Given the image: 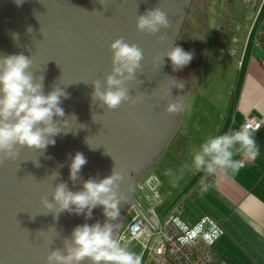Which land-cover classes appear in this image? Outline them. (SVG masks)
Returning a JSON list of instances; mask_svg holds the SVG:
<instances>
[{"label": "water", "instance_id": "1", "mask_svg": "<svg viewBox=\"0 0 264 264\" xmlns=\"http://www.w3.org/2000/svg\"><path fill=\"white\" fill-rule=\"evenodd\" d=\"M195 1L0 0V56H28L34 79L39 82L43 76L45 94L54 85L68 94L67 99L61 98L64 117H54L61 128L52 137L54 145L45 150L22 147L15 159L0 158V264H46L51 251H65L77 225L111 224L115 239L132 205L148 218L133 192L175 137L184 107L179 114H169V102L183 97L184 104L193 83L173 71L166 57L163 61L157 57L176 46L184 22L196 9L207 13L205 25L214 33L217 14L225 8V0H210L206 9L194 5ZM258 1L253 2V12ZM229 4L228 14L233 17L234 0ZM157 7L167 15L169 27L156 35L139 32L137 16ZM198 32L201 35L203 30ZM120 37L143 50L140 69L126 85L129 95L140 99L109 110L92 100L91 82L99 79L103 84L110 74L109 45ZM181 82L184 87L178 88ZM77 152L87 163L74 184L69 180V164ZM113 171L122 177L114 189L119 200V216L114 220L104 215L102 205L93 208L91 218L86 219L84 214L67 211L57 218L55 208L50 211L42 203L45 198L52 200L53 187L60 182H66L71 191H80L89 178L99 182ZM54 172L59 175L55 177Z\"/></svg>", "mask_w": 264, "mask_h": 264}, {"label": "clouds", "instance_id": "2", "mask_svg": "<svg viewBox=\"0 0 264 264\" xmlns=\"http://www.w3.org/2000/svg\"><path fill=\"white\" fill-rule=\"evenodd\" d=\"M22 0H17L21 3ZM139 32L156 35L161 29L169 27V19L159 7L145 11L137 16ZM28 31H32L29 27ZM17 38L14 34V39ZM163 39V37H158ZM112 68L104 77L103 84L99 79L91 82L92 100H98L109 110H114L122 103L136 104L140 97H131L127 83L135 79L144 58L143 50L135 43H128L123 37L115 39L110 45ZM167 58L173 71L182 70L192 60V53L180 46L171 47L157 59ZM31 58L23 54L0 56V158L15 159L20 148L28 147L45 150L48 145L55 144L52 137L58 135L61 128L54 117H64L60 104L61 98L67 99L68 94L61 88L53 86L44 93L43 76L39 82L30 71ZM183 88V82L177 84ZM184 107L183 97L170 101L166 112L179 114ZM259 148L254 138V130L250 125H242L238 130L209 137L192 157V169L215 174L218 170L231 171L233 174L243 167V160L235 159L242 156L254 160ZM86 157L77 152L71 157L69 164V180L74 184L79 173L86 165ZM39 167V162H36ZM55 177L59 175L54 172ZM122 179L117 171L97 182L89 178L83 183L80 191H71L66 182L53 187L52 200L43 199L42 203L48 210L55 208L56 217L67 211L76 215L84 214L91 218L92 209L97 205L104 207V215L109 219L119 216V200L114 189ZM210 242V241H209ZM141 264V255L122 246L113 238V226L105 223L93 225H77L71 233V242L65 243V251L53 250L46 258V264Z\"/></svg>", "mask_w": 264, "mask_h": 264}, {"label": "crops", "instance_id": "3", "mask_svg": "<svg viewBox=\"0 0 264 264\" xmlns=\"http://www.w3.org/2000/svg\"><path fill=\"white\" fill-rule=\"evenodd\" d=\"M243 1L242 8H237L235 14L240 16L238 27L229 33V27L224 26L225 37L233 36L230 38L232 43H238L232 50V55L238 56V81L232 88L231 106L216 111L215 121L220 122L218 135H222L238 130L248 116L259 117L261 125L254 130L259 153L235 174L224 170L215 174L197 171L188 184L192 188H184L176 194L171 192L170 203L182 204L189 212L185 217L183 215L188 223L203 216L219 223L223 233L212 249L224 264H264V0L258 1L255 12L252 11L254 0ZM245 21L248 25L243 30ZM260 32L261 46L255 43ZM234 158L247 160L242 156ZM158 193L162 203L164 192L158 190ZM183 196L191 206L184 204Z\"/></svg>", "mask_w": 264, "mask_h": 264}, {"label": "rangeland", "instance_id": "4", "mask_svg": "<svg viewBox=\"0 0 264 264\" xmlns=\"http://www.w3.org/2000/svg\"><path fill=\"white\" fill-rule=\"evenodd\" d=\"M243 2V0L234 1L233 14H236L237 8H242ZM231 20L230 18L228 25L225 23L229 27L227 30L229 33H232L238 27V21L235 23ZM247 23L245 21L243 30L247 29ZM250 30L251 28L245 31L244 37L247 36ZM230 38L232 39L233 36L230 37L229 35L228 39L224 36V40L216 43V40L213 39V33L209 32L208 40L204 44L201 53H199L194 71L197 76L193 78L192 86L187 93L183 114L175 132V137L163 149L147 171L148 174L153 173L159 178V184L157 189L156 186L153 188V193H156V190L164 192L163 202L160 205L153 206L162 225L174 205L177 204L170 203L171 192L176 194L184 188H186L185 190L192 188L191 185L188 186L190 178L193 174H198L191 166L194 153L199 151L200 145L206 139L218 136L220 122L215 121L217 119L216 111L226 110L232 104V88L238 81V56L236 54L232 55V50L233 46L237 47L238 43H232ZM207 112L209 115H207ZM210 119L212 121H209ZM136 197L141 206L149 208L150 204L146 203L138 190H136ZM181 199L188 207L191 206L185 196ZM183 212L184 217L189 214L186 209H183ZM134 215L133 209L127 211L119 223L117 234L124 237V241L120 242L122 246L129 248L138 255H141L143 251L144 258L141 260V264H144L147 258L146 247L153 245L154 237L148 241L145 236L139 237L137 240L130 239L131 234H129L130 231L128 232V226ZM152 264H154L153 261Z\"/></svg>", "mask_w": 264, "mask_h": 264}, {"label": "built area", "instance_id": "5", "mask_svg": "<svg viewBox=\"0 0 264 264\" xmlns=\"http://www.w3.org/2000/svg\"><path fill=\"white\" fill-rule=\"evenodd\" d=\"M255 43L262 45L261 32L255 39ZM264 64V59L262 61ZM243 125H250L253 130H257L260 125V119L255 116H248ZM243 160V165L245 162ZM159 184V179L153 173H146L137 183L136 190L145 199L149 208L141 206L148 218L136 207L131 206L135 215L128 232L130 239H136L145 236L147 241L153 239V245L146 247L147 258L144 264H224L213 252L212 246L215 240L223 233L219 223L209 216H203L193 223H188L183 219V206L177 203L171 212L165 218L163 225L157 218L154 205H159L160 194L153 188ZM123 236L117 234L116 240L124 241ZM210 241V242H209ZM143 251L141 257L143 260Z\"/></svg>", "mask_w": 264, "mask_h": 264}, {"label": "flooded vegetation", "instance_id": "6", "mask_svg": "<svg viewBox=\"0 0 264 264\" xmlns=\"http://www.w3.org/2000/svg\"><path fill=\"white\" fill-rule=\"evenodd\" d=\"M209 1L210 0H196L193 4L194 5L202 4L204 9H206V5H209V3H210ZM225 3H226V5H225ZM229 6H230L229 0H225L224 11H221V13H219V14H217V12L213 11V13H216L219 17V19L217 21V26L213 29V32H214L213 33V39L216 40V43L221 42V40H224L223 39V37L225 36L224 26H225V23L226 24L229 23L230 18L232 19L231 20L232 22L237 23V21H240V16H236L235 14H233L234 15L233 17H229V14H228ZM206 23H207V13L202 12L201 9H196L194 11V13L192 14V16L187 18V20L184 22L183 28H182V36L180 37V39L176 43V46L182 47L187 52H191V53L195 52V54H196L195 62L198 59L197 54L201 53V50H202L204 44L208 40V34H209V32H211L208 30L207 26L205 27ZM223 24H224V26H223ZM200 28L202 30H204L203 33L201 34L202 39H201L200 33L198 32V31H200ZM194 33L196 35H194ZM197 36H199V39ZM195 62L188 64L182 70L176 71V73L178 75H181V76L187 78V79L193 80V78L196 77V72H194L195 70L192 67V66L195 67ZM196 64H197V62H196ZM133 197H134V200H137L136 199L137 198L136 197V188L134 189Z\"/></svg>", "mask_w": 264, "mask_h": 264}, {"label": "trees", "instance_id": "7", "mask_svg": "<svg viewBox=\"0 0 264 264\" xmlns=\"http://www.w3.org/2000/svg\"><path fill=\"white\" fill-rule=\"evenodd\" d=\"M189 24H190V23H189ZM193 26H194V25H193ZM195 28H196V27H195ZM195 28H194V29H195ZM184 35H185V34H184ZM197 37H198V39H199V36H197ZM195 58H196V54H192V59H193L194 61H193V60H191V61H192V62H195ZM191 61H190V63H191ZM190 63H189V64H190Z\"/></svg>", "mask_w": 264, "mask_h": 264}, {"label": "bare ground", "instance_id": "8", "mask_svg": "<svg viewBox=\"0 0 264 264\" xmlns=\"http://www.w3.org/2000/svg\"><path fill=\"white\" fill-rule=\"evenodd\" d=\"M148 173V172H147ZM137 199V198H136ZM137 202V200H135ZM131 209V208H130Z\"/></svg>", "mask_w": 264, "mask_h": 264}]
</instances>
